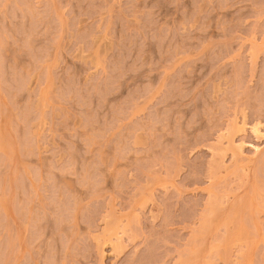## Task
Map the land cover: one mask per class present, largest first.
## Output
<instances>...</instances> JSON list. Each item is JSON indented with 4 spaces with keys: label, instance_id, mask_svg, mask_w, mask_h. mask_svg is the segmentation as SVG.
<instances>
[{
    "label": "rangeland",
    "instance_id": "obj_1",
    "mask_svg": "<svg viewBox=\"0 0 264 264\" xmlns=\"http://www.w3.org/2000/svg\"><path fill=\"white\" fill-rule=\"evenodd\" d=\"M0 264H264V0H0Z\"/></svg>",
    "mask_w": 264,
    "mask_h": 264
}]
</instances>
